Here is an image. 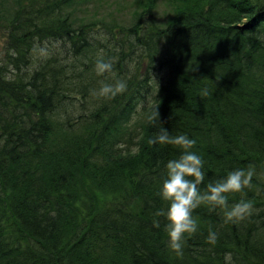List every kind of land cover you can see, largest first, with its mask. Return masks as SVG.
Listing matches in <instances>:
<instances>
[{"label": "trees", "instance_id": "16d2710c", "mask_svg": "<svg viewBox=\"0 0 264 264\" xmlns=\"http://www.w3.org/2000/svg\"><path fill=\"white\" fill-rule=\"evenodd\" d=\"M91 1L0 2V264H264V0H139L110 22L81 15ZM99 58L113 70L98 75ZM118 80L115 98L92 94ZM157 107L197 141L202 189L254 166L253 186L228 194L251 216L201 205L182 254L155 215L182 154L148 143Z\"/></svg>", "mask_w": 264, "mask_h": 264}, {"label": "clouds", "instance_id": "9594fccd", "mask_svg": "<svg viewBox=\"0 0 264 264\" xmlns=\"http://www.w3.org/2000/svg\"><path fill=\"white\" fill-rule=\"evenodd\" d=\"M95 70L98 75H104L113 70L111 59L99 58L95 63ZM127 88L126 82L118 80L115 83H102L98 91L92 94L98 97L115 98L123 93ZM207 90L202 92V96H207ZM159 107L146 115V120L158 130L153 132L149 138L150 145H172L182 149V154L177 159L167 162V178L163 181L159 196L168 202L167 209L158 210L155 215L164 217L167 220L165 231L167 232L170 249L177 254H182L186 237L198 231V222L193 216V212L201 205H211L213 208L224 210L225 222L238 223L249 216L254 210L251 200L241 199L239 202L229 205V193H242L245 189L251 188L254 166L247 168H237L230 171L226 178L210 181L202 189L201 185L205 181L204 160L193 151L197 141L189 138L187 134L172 135L160 122ZM155 227H160L159 221L155 222ZM219 239V234L209 230L207 243L215 245Z\"/></svg>", "mask_w": 264, "mask_h": 264}, {"label": "rangeland", "instance_id": "374dc122", "mask_svg": "<svg viewBox=\"0 0 264 264\" xmlns=\"http://www.w3.org/2000/svg\"><path fill=\"white\" fill-rule=\"evenodd\" d=\"M27 0H1L5 7L13 10L16 7H20L22 5H28V3H33ZM41 0H37L40 2ZM139 0H93L83 8H86V12L81 14L82 16H88L91 18L94 16L96 20L104 19L105 21H113L115 19H128L131 17V13L135 10L137 3ZM168 5H161V7H157L159 11H168ZM9 13V12H8ZM5 31L0 28V53L3 50V42H4Z\"/></svg>", "mask_w": 264, "mask_h": 264}, {"label": "bare ground", "instance_id": "6f19581e", "mask_svg": "<svg viewBox=\"0 0 264 264\" xmlns=\"http://www.w3.org/2000/svg\"><path fill=\"white\" fill-rule=\"evenodd\" d=\"M210 126V125H209Z\"/></svg>", "mask_w": 264, "mask_h": 264}]
</instances>
